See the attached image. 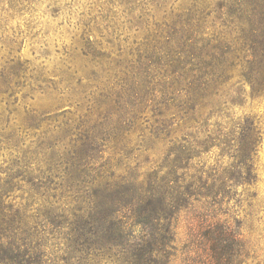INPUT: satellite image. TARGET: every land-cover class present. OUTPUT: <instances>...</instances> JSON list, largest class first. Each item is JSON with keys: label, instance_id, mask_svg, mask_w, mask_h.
<instances>
[{"label": "trees", "instance_id": "trees-1", "mask_svg": "<svg viewBox=\"0 0 264 264\" xmlns=\"http://www.w3.org/2000/svg\"><path fill=\"white\" fill-rule=\"evenodd\" d=\"M100 3L74 47L83 67L27 77L19 59L1 73L9 97L29 78L57 102L25 107L7 136L0 264H170L184 214L187 264H238L243 240L221 215L256 179L262 132L234 116L233 89L264 90V0Z\"/></svg>", "mask_w": 264, "mask_h": 264}, {"label": "rangeland", "instance_id": "rangeland-1", "mask_svg": "<svg viewBox=\"0 0 264 264\" xmlns=\"http://www.w3.org/2000/svg\"><path fill=\"white\" fill-rule=\"evenodd\" d=\"M99 4L100 0H0V91L4 89L1 73L12 61L29 62L27 77L44 69L51 78L65 68L67 59L76 67H83L79 51L74 47L82 32V20L89 12L96 13ZM31 85L28 78L27 85L12 97L0 92V166L10 157L12 149L7 136L18 128L25 107L41 111L57 102L53 94L31 90ZM233 90L232 95L237 99L232 110L234 116L254 118L261 129L262 141L254 157L255 181L237 188L238 193L223 206L221 217L240 232L243 240L238 264H264V90L254 92L248 84H238ZM8 107L15 109L9 124L2 116L8 115ZM25 140L29 143L31 136L26 135ZM160 149H155L156 157ZM131 229L138 238L140 225L133 224ZM177 232L179 250L170 264H187L191 248L187 244L188 214L180 218ZM100 264L119 262L104 258Z\"/></svg>", "mask_w": 264, "mask_h": 264}]
</instances>
